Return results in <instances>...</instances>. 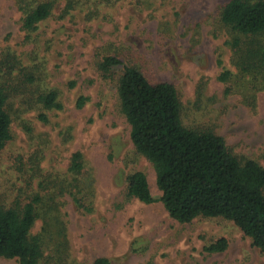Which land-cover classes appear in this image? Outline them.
<instances>
[{
	"label": "rangeland",
	"instance_id": "1",
	"mask_svg": "<svg viewBox=\"0 0 264 264\" xmlns=\"http://www.w3.org/2000/svg\"><path fill=\"white\" fill-rule=\"evenodd\" d=\"M85 1L67 15L54 11L28 34L21 26L22 4L0 0V54L9 50L35 75L6 107L10 138L0 151L3 204L19 194L26 199L39 180L71 183L68 165L75 151L83 169L72 191L79 190L80 201L74 202L73 192L57 195V211L46 214L44 206L30 230L41 236L45 260L264 264V253L232 221L200 217L179 223L160 201L144 204L127 195L126 176L133 171L145 174L152 197L161 192L151 163L134 152L115 83L96 68L100 56L112 54L151 81L172 83L184 125L212 130L233 155L264 167V72L240 74L231 63L228 43L235 33L219 20L229 0ZM259 39L264 45V35ZM224 70L231 73L227 82L219 79ZM51 89L58 93V109H45L36 100ZM80 98L85 101L77 106ZM219 238L227 241L225 250L204 249ZM0 264L19 263L0 257Z\"/></svg>",
	"mask_w": 264,
	"mask_h": 264
},
{
	"label": "trees",
	"instance_id": "2",
	"mask_svg": "<svg viewBox=\"0 0 264 264\" xmlns=\"http://www.w3.org/2000/svg\"><path fill=\"white\" fill-rule=\"evenodd\" d=\"M80 1L17 0L22 4V29L29 34L54 11L67 15ZM219 20L235 33L228 45L231 63L238 72H264V45L259 39L264 35V0H229L221 8ZM96 66L102 77L115 83L117 104L129 126L134 152L151 163L161 192L158 199L152 197L145 174L133 171L126 176L127 195L144 204L160 201L167 216L179 223L200 217L232 221L251 245L264 253V167L252 158L233 155L224 139L212 130L184 125L179 93L172 83L151 81L138 67L112 54L100 56ZM30 69L9 50L0 54V151L10 138L8 100L34 81ZM230 76L224 70L219 79L227 82ZM57 96L51 89L36 100L45 109H58ZM84 101L80 98L77 106ZM39 118L46 119L42 114ZM82 169V156L74 151L68 165L71 183L39 180L36 191L26 199L19 194L9 206L0 197V257L15 259L19 264L51 263L53 259H44L41 236L30 230L41 216L40 209L45 206L46 214L57 211L55 197L77 188ZM72 196L78 204L79 190ZM226 247L227 241L219 238L204 249L222 252ZM92 264L112 263L98 257Z\"/></svg>",
	"mask_w": 264,
	"mask_h": 264
}]
</instances>
